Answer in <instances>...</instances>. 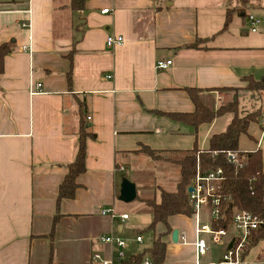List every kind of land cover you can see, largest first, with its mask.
I'll return each mask as SVG.
<instances>
[{"label": "crops", "instance_id": "1", "mask_svg": "<svg viewBox=\"0 0 264 264\" xmlns=\"http://www.w3.org/2000/svg\"><path fill=\"white\" fill-rule=\"evenodd\" d=\"M240 4L85 0L74 12L70 0H0V44L12 41L15 47L0 75V264H48L51 251L53 264H101L92 261L96 252L111 258L119 248L99 238L123 239L130 217L120 219L126 213L116 203L118 176L141 172L148 163L135 152L205 150L232 120L226 113L194 128L171 119L167 114L194 111L187 88L199 90L200 101L213 111L234 100L240 116L260 110L259 122L247 131L248 145L238 143V151H258L264 173V92L244 90L246 79L264 77V0ZM230 8L243 11L221 31ZM248 15L259 21L254 33ZM108 36H121L123 43L109 48ZM198 39L199 49L186 47ZM160 60L172 64L157 70ZM80 116L93 135L85 141L86 171L76 178L74 198L57 203L58 187L77 153ZM158 164L169 168L159 173L162 181L176 184L178 167ZM107 210L115 217L103 213ZM54 216L59 218L51 238ZM202 219L207 221L204 214ZM167 222L170 230L156 224L151 243L133 254L161 237L163 264H195L194 220L174 215ZM149 225L133 228L135 238L142 237L134 244L145 243ZM175 229L177 242L171 239ZM219 260H211L210 252L201 262ZM244 264H264V240Z\"/></svg>", "mask_w": 264, "mask_h": 264}, {"label": "trees", "instance_id": "2", "mask_svg": "<svg viewBox=\"0 0 264 264\" xmlns=\"http://www.w3.org/2000/svg\"><path fill=\"white\" fill-rule=\"evenodd\" d=\"M242 4L247 5L248 0H240ZM85 0H70V8L77 12L84 7ZM240 12L236 8L226 10L225 20L221 31L227 30L232 15ZM202 41L197 40L196 43L186 46L187 48L199 49ZM14 42L0 44V75L3 72L4 58L14 51ZM247 86L245 91L252 94L264 92V77L255 81L252 78L246 79ZM232 90V89H224ZM190 100L194 105L192 113H170L167 114L174 121L184 123L186 125L197 128L204 123H210L215 118L226 113L231 114L232 120L226 127L225 131L213 135L209 140L208 148L199 150L197 147L186 151H153L143 147L137 154H147L150 158L156 161H163L174 164L178 167V179L175 184L174 191H167L163 188L159 189V197L142 198L148 212L152 216V223L146 231L153 230L158 223L164 224L168 230V218L174 215L191 216L193 209L188 204L187 191L190 187L196 173L197 166L201 171L221 168L224 180L221 183V195L230 198V202L226 205V223L229 222L233 215V207L239 210H246L257 215L264 221V173L262 172L261 155L258 151L250 153H242L246 156V163L239 168L230 166L226 162L225 153L227 151L239 152L238 143L241 135H246L248 128L253 123H258L260 119V110H254L243 115H239V105L236 100L222 105L216 110H210L199 99V90L186 89ZM79 144L75 159L67 165V172L57 190V203L63 199H73L78 185L76 178L86 171V138L93 137L85 130V121L83 116H80L79 127ZM215 153V155H213ZM241 153V152H239ZM171 155H176L178 158H173ZM139 198L136 199L137 200ZM58 216H54L50 237L53 236V230L58 220ZM224 223V224H226ZM220 224L219 227H225ZM139 234V232H138ZM264 240V225L257 231L253 232L246 250L243 253L245 257L249 251L255 247L260 241ZM166 244L157 238L149 249L141 253L131 254L123 261V264H141L145 257H148L150 264H163L165 259ZM52 253V251H51ZM48 264L52 263V254Z\"/></svg>", "mask_w": 264, "mask_h": 264}, {"label": "built area", "instance_id": "3", "mask_svg": "<svg viewBox=\"0 0 264 264\" xmlns=\"http://www.w3.org/2000/svg\"><path fill=\"white\" fill-rule=\"evenodd\" d=\"M101 13H108V9L102 10ZM247 21L250 24V32H256L259 21L251 15L247 16ZM23 26L25 25L23 24ZM122 43L123 38L121 36H108L106 38V46L109 48ZM171 64V60H160L156 63V69L165 70ZM40 89L41 85L37 84L35 92H39ZM89 119L87 117V120ZM262 122L264 123V117ZM225 158L227 164L235 168L242 167L246 163V156L239 152L227 151ZM223 180L221 168L204 172L197 166L195 177L190 185L192 191H187L188 204L193 209L191 217L195 223V239L192 243L195 264H202L201 260L211 252L210 249L213 246H224L225 249L219 261L206 264H244L243 253L250 241L251 234L264 225V221L257 215L235 207H233L231 219L226 223L225 204L231 200L221 195L220 186ZM103 213L108 214L111 218L115 217V213L111 210L103 211ZM203 214L207 217L206 222L202 219ZM127 218L128 215L126 214L120 216L122 221L127 220ZM220 224H224L225 227H219ZM99 240L114 244L119 250L108 260H103L95 254L92 256V261L101 264H123L126 259V243L112 236L101 237ZM135 240L137 243H141L142 237L136 236ZM181 240L185 242L186 238L183 236ZM141 264H150L148 257H145Z\"/></svg>", "mask_w": 264, "mask_h": 264}, {"label": "rangeland", "instance_id": "4", "mask_svg": "<svg viewBox=\"0 0 264 264\" xmlns=\"http://www.w3.org/2000/svg\"><path fill=\"white\" fill-rule=\"evenodd\" d=\"M239 2L241 3V1L239 0ZM240 7H244V4H240ZM239 10V9H238ZM243 11V10H240ZM247 86V85H246ZM233 92L235 94H237L239 92V90H234V91H230ZM247 92V91H246ZM244 113H242L243 115ZM253 126L251 125L249 127L248 133L251 131L250 129ZM249 143L248 142V137L247 135H241L240 141H239V148H245ZM142 154V159H146L147 166H143V164L141 165V172L138 170H132L130 167V171H133V173L131 172L130 174H120L118 176V192L120 190V184L123 178L128 179L129 181H131L132 183L136 184L137 187V200H134L133 202L130 203H123L119 200H116L117 206L119 207V210L121 212H125L129 217L130 220L128 222H126V229H125V234H123L122 238L120 239L118 237L113 236L114 238H118L122 241H124L126 244H128L129 247V251L133 253H135V251H142V249L151 243V239L153 237V231H145L143 232L146 236V241L143 245H138V244H134V239H135V235L133 234V228H145V226L149 225L151 223V215L146 211L147 207L145 205V203L141 200L142 198H149L152 196H156L157 198H159V185H161L162 187H164V190L167 191H173L175 184L173 185L172 183H167L165 184L162 179H161V175L159 174L160 172H167V169L169 168H163V166L161 165V168H158V163H161L163 161H156L153 160L152 158H150L147 154L141 153ZM171 157L178 158V156L176 155H171ZM139 161V160H138ZM150 161V162H149ZM142 162L139 161V164ZM166 163V162H164ZM171 164V163H169ZM174 165V164H172ZM156 166V167H155ZM175 171V170H174ZM173 171V173H174ZM178 172V171H177ZM168 173V172H167ZM178 175V173H177ZM177 182V181H176ZM142 184V186H141ZM158 187V188H157ZM111 237V236H110ZM127 246V247H128ZM225 247L224 246H213L212 250H211V260L216 261L219 260L222 256V253L224 251ZM118 252V251H117ZM116 252V253H117ZM126 252H128V250H126ZM99 255L100 258L102 259L103 257L101 256V254L99 253H94L93 255ZM92 255V256H93Z\"/></svg>", "mask_w": 264, "mask_h": 264}, {"label": "water", "instance_id": "5", "mask_svg": "<svg viewBox=\"0 0 264 264\" xmlns=\"http://www.w3.org/2000/svg\"><path fill=\"white\" fill-rule=\"evenodd\" d=\"M173 0H168V5L172 2ZM192 188H188V192H191ZM137 192H136V186L134 183L129 181L126 178H123L120 184V190H119V195H118V200L123 202V203H130L133 202L136 199ZM178 230H173L171 234V239L173 242L178 241ZM128 256V253L126 254Z\"/></svg>", "mask_w": 264, "mask_h": 264}]
</instances>
